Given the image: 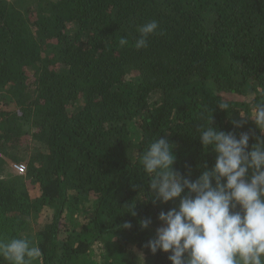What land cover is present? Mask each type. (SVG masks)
I'll list each match as a JSON object with an SVG mask.
<instances>
[{"label": "trees", "instance_id": "1", "mask_svg": "<svg viewBox=\"0 0 264 264\" xmlns=\"http://www.w3.org/2000/svg\"><path fill=\"white\" fill-rule=\"evenodd\" d=\"M151 20L159 28L137 49ZM1 97L15 109L0 106V238L37 243L41 264H138L141 253L171 264L145 245L179 200L151 202L139 158L166 138L175 170L195 179L215 163L196 132L211 117L250 146L264 138L247 116L264 98V0H0Z\"/></svg>", "mask_w": 264, "mask_h": 264}, {"label": "clouds", "instance_id": "2", "mask_svg": "<svg viewBox=\"0 0 264 264\" xmlns=\"http://www.w3.org/2000/svg\"><path fill=\"white\" fill-rule=\"evenodd\" d=\"M158 28L156 20L137 26L135 47L146 48ZM119 44L126 46L127 38L121 37ZM219 107L228 111L230 105L223 102ZM247 116L264 133V98L250 105ZM232 123L243 126L240 121ZM196 132L205 153L212 151L216 158L211 167L207 162L198 165L201 171L195 179L191 172L175 170V145L166 138L150 142L139 158L151 202L179 200L178 208L159 213L161 226L145 247L153 255L169 253L171 264H264V138L255 136L250 146L253 137L248 132L237 137L218 130L212 117ZM134 208L129 205L127 212L135 216ZM151 223L139 221L145 230ZM122 227L130 229L132 224L125 221ZM42 256L40 246L30 239L0 238V257L9 264H41ZM138 264H145L142 253Z\"/></svg>", "mask_w": 264, "mask_h": 264}, {"label": "rangeland", "instance_id": "3", "mask_svg": "<svg viewBox=\"0 0 264 264\" xmlns=\"http://www.w3.org/2000/svg\"><path fill=\"white\" fill-rule=\"evenodd\" d=\"M10 1L11 2H14L16 4H20V3L21 4H25V3H27V4H30L31 5V4H35L37 0H10ZM10 100H11L10 98H4V99H2V97H1V99H0V106L8 107L10 109H15L14 104L11 105V107L8 105V103H9ZM20 164H23V163H20ZM29 188H30V195H31L32 198H37L38 195H40V192H39V189L40 188L38 186L31 185V186H29ZM51 215H52V212L45 211V212H43L41 214V216H35L32 219V223L31 224L32 225H35L36 223L43 222V220H47L48 218H50ZM33 235H35V234L33 233Z\"/></svg>", "mask_w": 264, "mask_h": 264}, {"label": "built area", "instance_id": "4", "mask_svg": "<svg viewBox=\"0 0 264 264\" xmlns=\"http://www.w3.org/2000/svg\"><path fill=\"white\" fill-rule=\"evenodd\" d=\"M12 169L19 175H25L26 174V166L20 163L12 164Z\"/></svg>", "mask_w": 264, "mask_h": 264}]
</instances>
